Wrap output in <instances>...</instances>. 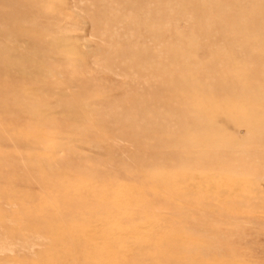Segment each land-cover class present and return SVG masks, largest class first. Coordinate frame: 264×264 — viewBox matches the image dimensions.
I'll return each mask as SVG.
<instances>
[{"label":"rangeland","instance_id":"374dc122","mask_svg":"<svg viewBox=\"0 0 264 264\" xmlns=\"http://www.w3.org/2000/svg\"><path fill=\"white\" fill-rule=\"evenodd\" d=\"M0 264H264V0H0Z\"/></svg>","mask_w":264,"mask_h":264},{"label":"bare ground","instance_id":"6f19581e","mask_svg":"<svg viewBox=\"0 0 264 264\" xmlns=\"http://www.w3.org/2000/svg\"><path fill=\"white\" fill-rule=\"evenodd\" d=\"M29 79H30V77H29ZM41 84V83H40ZM68 92V91H67Z\"/></svg>","mask_w":264,"mask_h":264}]
</instances>
